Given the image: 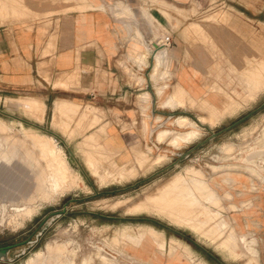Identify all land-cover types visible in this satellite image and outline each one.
Segmentation results:
<instances>
[{
	"label": "rangeland",
	"instance_id": "obj_1",
	"mask_svg": "<svg viewBox=\"0 0 264 264\" xmlns=\"http://www.w3.org/2000/svg\"><path fill=\"white\" fill-rule=\"evenodd\" d=\"M191 3L198 15L189 20V41L202 48L190 51L201 56L204 84L218 106L208 99L196 101L184 89L180 105L188 103L201 113L158 118L153 122L158 144L147 147L151 155L137 151V162L118 166L101 140L87 137L92 124L86 121L103 116L99 105L72 96L47 102L29 92L0 90V150L6 147L0 151V249L10 250L0 264H155L147 260L145 244L174 264H264V239L245 224L251 204L241 207L252 195L264 199V0ZM124 6L131 18V8ZM154 22L149 23L156 43L163 45L165 28ZM124 24L121 42L146 40L139 27ZM52 83L58 90H80L77 75ZM152 85L157 100L159 88L163 95L170 93L167 82ZM150 98L147 91L140 95L144 110ZM194 129L198 134L191 141L175 143L173 135ZM164 131L172 133L162 140ZM65 161L67 172L59 170ZM184 179L212 215L195 208L197 200L167 208L169 199L185 192ZM236 180L243 182L235 185ZM47 192L52 196L46 198ZM212 192L215 199L205 200ZM148 227L158 231L151 242Z\"/></svg>",
	"mask_w": 264,
	"mask_h": 264
},
{
	"label": "crops",
	"instance_id": "obj_2",
	"mask_svg": "<svg viewBox=\"0 0 264 264\" xmlns=\"http://www.w3.org/2000/svg\"><path fill=\"white\" fill-rule=\"evenodd\" d=\"M191 2L0 0V90L11 95L29 92L44 97L47 102L72 96L86 105H99L96 108L103 116L95 121L91 115L86 121L87 125L89 122L92 124L91 129L87 128V137L101 140L118 166L137 162V151L149 152L148 146L152 148L151 145L158 144L153 123L158 122V118H179L178 114H188L189 111L201 113L188 103L175 109L160 104L168 99L177 83L194 100L208 99L218 106L217 96L208 92L204 84L207 78L201 56L190 51L202 48L200 43L189 41L193 31L188 25L189 20L198 12ZM121 3L131 8L132 18L118 7ZM144 10L152 14L166 31L162 44L167 54L158 71L155 53L159 45ZM174 13L177 15L173 17ZM124 23L129 25V29L130 26L134 29L139 27L145 34L146 44H151L153 51L148 53L146 44L121 42L119 30L126 27ZM145 54L147 58L143 59ZM72 75L78 76L80 90L53 87L52 82L58 78ZM156 80L167 82L170 88V93L165 94L162 100H157L152 85ZM146 91L151 98L144 110V104L138 100ZM158 109L163 110L160 115H157ZM107 125V132H104ZM242 182L236 180L235 185ZM237 196L241 194L237 193ZM250 199L241 205L251 204L247 208L246 227L251 225L252 230L264 239V199L259 202V198L253 195ZM144 249L148 252L144 254L147 260L155 264L175 262L167 254H159L158 250L154 252L151 244H145Z\"/></svg>",
	"mask_w": 264,
	"mask_h": 264
},
{
	"label": "bare ground",
	"instance_id": "obj_3",
	"mask_svg": "<svg viewBox=\"0 0 264 264\" xmlns=\"http://www.w3.org/2000/svg\"><path fill=\"white\" fill-rule=\"evenodd\" d=\"M121 7H125L124 5H120ZM143 7V6H142ZM127 8V7H126ZM123 9V8H122ZM127 10V12H129V8L128 9H126ZM123 11H125V9H123ZM124 13V12H123ZM126 14V13H125ZM131 15H132V13H130ZM129 14V15H130ZM144 16H146V18L148 19V21L149 22H154L156 19L152 16V14H150L148 11H147V13H145L144 12ZM127 15V14H126ZM131 17V16H130ZM132 17H133V15H132ZM131 17V18H132ZM154 23H156V22H154ZM154 25H156V24H154ZM151 26H153V24H151ZM154 28V27H153ZM152 28V29H153ZM138 32V31H137ZM154 34V33H153ZM140 35H142L143 36V33L141 32L140 33ZM139 34L137 35V36H140ZM141 36V37H142ZM144 37V36H143ZM143 37H142V40H144L143 39ZM158 38V37H157ZM136 39V38H135ZM141 39V38H140ZM159 39H161V38H159ZM137 40V39H136ZM162 41V40H161ZM140 43H142V44H146V42H145V40L144 41H142V42H140L139 40H138V43L135 41V44L137 45V44H140ZM147 45V50L149 51L150 50V47L148 46L149 44H146ZM164 46V44L163 45H159V47H157V49L159 48V54L157 55V65H156V70H158V67L159 66H161V64H162V60L163 59H165V57H166V54H167V52H166V49H165V47H163ZM162 47V48H161ZM146 48V47H145ZM137 60V59H136ZM143 64V63H142ZM157 72V71H156ZM162 88H159V91L161 92V100L163 99V97H164V95H163V92H162ZM184 88L180 85V84H178L177 85V87L174 89V91H173V95H171L166 101L164 100V101H162L160 104L162 105V106H164V107H169V108H176L178 105H180V104H182V98H183V96L185 97V93H184ZM186 92V91H185ZM147 96L148 95H144L143 97L144 98H142V99H146L147 98ZM141 99V98H140ZM58 105H59V103H57V107H58ZM181 106V105H180ZM182 107V106H181ZM185 107V106H184ZM208 109V108H207ZM207 109H206V111H207ZM203 110V109H202ZM205 110V109H204ZM203 110V111H204ZM228 111V110H227ZM208 112H206L205 114L206 115H208L207 114ZM227 113V112H226ZM229 113V112H228ZM209 116V115H208ZM206 118H207V116H205ZM211 118H215L214 116L213 117H211ZM210 118V119H211ZM203 119H205V118H203ZM184 120V119H183ZM205 120H207V119H205ZM213 120V119H212ZM211 120V121H212ZM214 120H216V119H214ZM181 121V120H180ZM185 122V121H184ZM183 121L181 122V123H184ZM189 124V123H188ZM211 124H212V122H211ZM215 124V123H214ZM182 125V124H181ZM192 125V124H191ZM186 126V125H185ZM195 131H192V132H188V133H186V134H178V135H173L175 138H173L174 140H175V143H180V142H184L183 140H190V138H193V137H195L197 134H198V132L196 131V129H194ZM170 133H172V131H164V132H161L160 133V135H161V139L163 140V136L162 135H167V134H170ZM174 134H176V133H174ZM172 135V134H171ZM169 136V135H168ZM159 138V137H158ZM167 138V137H166ZM172 138H170V140L172 139ZM172 139V140H173ZM161 140V141H162ZM171 140V141H172ZM4 141V140H3ZM191 141V140H190ZM170 142V141H169ZM185 143V142H184ZM171 144H172V142H171ZM177 145V144H176ZM6 146V145H5ZM172 146V145H171ZM173 146H174V144H173ZM2 147V146H1ZM4 147V146H3ZM175 147V146H174ZM177 147H178V145H177ZM6 148V147H5ZM4 148V150L3 149H1L4 153H5V149ZM9 148V147H8ZM60 148V147H59ZM59 148H56V150H58ZM21 149V148H20ZM0 150V151H1ZM16 150V149H15ZM18 150V149H17ZM54 151H55V149H54ZM16 152V151H15ZM14 151H13V153H15ZM9 153V152H8ZM2 154V153H1ZM27 155V154H26ZM2 157V156H1ZM8 157H10L9 155H8ZM161 157H163V156H161ZM165 157V156H164ZM4 158V157H3ZM11 158V157H10ZM160 157H159V155H158V159H159ZM4 159H7V157L6 158H4ZM144 159V158H143ZM161 159V158H160ZM166 159V158H165ZM164 160V159H163ZM162 160V161H163ZM4 161V160H3ZM15 161V160H14ZM140 161V160H139ZM156 161V160H155ZM13 162V161H12ZM6 163V162H5ZM11 163V162H10ZM154 163H156V162H154ZM158 163V162H157ZM2 165H4L3 163H2ZM8 165V164H7ZM11 166V165H10ZM30 168H31V166H30ZM58 168V167H57ZM62 169H65V172H67L66 170H68V169H70V166H69V164L65 161V162H62L61 163V166H60V168H59V170H61V171H64V170H62ZM59 170H58V172H59ZM55 171V170H54ZM57 171H56V173H58ZM65 172H63V173H65ZM55 172H53V174H54ZM52 174V173H51ZM52 174V175H53ZM61 174V173H60ZM51 175V176H52ZM55 175V174H54ZM58 176V175H57ZM56 176V177H57ZM61 176H62V174H61ZM48 177V176H47ZM60 177V176H59ZM62 177H65V175L64 176H62ZM58 178V177H57ZM61 178V177H60ZM39 180H42V179H40L39 178ZM45 180V179H44ZM48 181H49V179H48ZM183 182H182V185H184V187H183V191H185V192H183V195H181L180 197H178V196H175V198L174 199H169V201L167 202L168 203V205H167V208L168 209H170V210H172V208H173V205H176V204H182V203H184V202H187V204H188V202H189V205H192L193 203H195L196 202V200H197V205H198V207H195V208H199V210H202V209H205V206H203V205H200V203L201 202H198V195H196L197 193L196 192H194L195 191V189H192V186H191V184L188 182V181H185V179L184 180H182ZM37 182H38V180H37ZM41 182V181H40ZM40 182H38V183H40ZM42 183H43V187H44V184L46 185V183H47V181L45 180V182H43V180H42ZM42 183L40 184L41 185V187H42ZM63 183V182H62ZM52 184H54V183H52ZM60 185H62V184H60ZM59 185V186H60ZM180 185L181 184H179V185H174V186H172V187H170V189L171 190H173V189H176V188H178V187H180ZM37 186V185H36ZM46 187H47V185H46ZM197 187H199V186H197ZM48 188V187H47ZM46 188V189H47ZM192 190H191V189ZM44 189H45V187H44ZM44 189H42V190H44ZM37 190H38V188H37ZM41 190V189H40ZM49 190V189H48ZM165 191H167V190H165ZM37 192H40L39 190L37 191ZM51 194H53V193H51ZM215 193L214 192H212V193H208V194H206L205 195V197H204V199L205 200H208V201H212V200H214L215 199V195H214ZM44 196V195H43ZM47 196L48 197H46V198H49V196H52V195H49L48 194V192H47ZM50 198H52V197H50ZM201 200V199H200ZM199 200V201H200ZM201 201H203V200H201ZM194 206H195V204H194ZM201 206H202V208H201ZM193 206H191V208H192ZM204 207V208H203ZM194 207H193V209H195ZM201 208V209H200ZM24 213H26V212H24ZM29 213V212H28ZM27 213V214H28ZM204 213L205 214H211V213H209V210H208V208H206L205 210H204ZM30 214V213H29ZM24 215V214H23ZM26 215V214H25ZM24 215V216H25ZM212 215V214H211ZM214 216H216V215H214ZM148 230H149V237H148V242H151L152 240H155V237H156V234L158 233V231L156 230V229H153V227H148ZM140 233V232H139ZM144 233V232H143ZM57 248V247H56ZM52 250V249H51ZM55 251V250H54ZM60 251V250H59ZM66 252H69V251H66ZM50 253V252H49ZM56 253V252H55ZM60 254V253H59ZM63 255V254H62ZM70 255V254H69ZM40 256V255H39ZM76 256V255H75ZM49 257V256H48ZM106 257V256H105ZM40 258V257H39ZM42 258V257H41ZM64 258V257H63ZM46 259H47V257H46ZM50 259V258H49ZM65 259H67V258H65ZM64 259V260H65ZM91 259V258H90ZM90 259H89V261H90ZM44 260V259H43ZM52 260H54V259H52ZM76 260V259H75ZM66 261H68V260H66ZM88 261V262H89ZM102 261V260H101ZM44 262H46V261H44ZM50 262V261H49ZM61 263H59V264H62L63 262L62 261H60ZM31 263H33V262H31ZM40 263H43L42 261L40 262ZM66 263V262H65ZM70 263V262H69ZM83 263V262H82ZM90 263H92L91 261H90ZM47 264V263H46ZM58 264V263H57ZM108 264H113V263H108ZM115 264H117V263H115Z\"/></svg>",
	"mask_w": 264,
	"mask_h": 264
},
{
	"label": "water",
	"instance_id": "obj_4",
	"mask_svg": "<svg viewBox=\"0 0 264 264\" xmlns=\"http://www.w3.org/2000/svg\"><path fill=\"white\" fill-rule=\"evenodd\" d=\"M9 249L5 248V249H0V261L3 260L4 258L8 257L9 254Z\"/></svg>",
	"mask_w": 264,
	"mask_h": 264
}]
</instances>
